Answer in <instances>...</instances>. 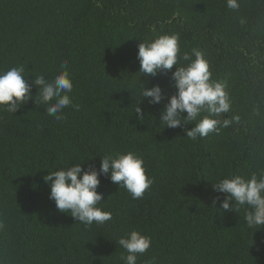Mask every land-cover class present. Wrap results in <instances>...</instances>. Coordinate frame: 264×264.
<instances>
[{"label": "trees", "instance_id": "1", "mask_svg": "<svg viewBox=\"0 0 264 264\" xmlns=\"http://www.w3.org/2000/svg\"><path fill=\"white\" fill-rule=\"evenodd\" d=\"M238 3L0 0V71L23 66L31 83L39 75L53 79L67 62L68 95L79 105L66 107L61 120L34 100L16 113L0 106V264H125L117 241L133 230L151 238L136 264H264V227H248L247 206L212 208L214 182L264 170V0ZM175 33L181 53L202 50L230 102L218 117L230 124L195 141L184 129L198 121L161 123L167 98L157 105L143 100V121L135 115L143 83L161 85L167 97L176 91L175 65L155 77L139 73L138 44ZM129 151L144 158L153 183L133 199L101 175L99 206L111 220L79 223L49 199V171L85 159V170L99 169L100 156Z\"/></svg>", "mask_w": 264, "mask_h": 264}, {"label": "clouds", "instance_id": "2", "mask_svg": "<svg viewBox=\"0 0 264 264\" xmlns=\"http://www.w3.org/2000/svg\"><path fill=\"white\" fill-rule=\"evenodd\" d=\"M227 7L238 9V0H227ZM241 23H244L243 18ZM137 59L142 76L167 74L174 65L177 66L170 77L176 91L170 97H167L161 85L148 88L142 82V99L135 108V115L141 121L145 114L139 105L143 100L147 99L149 104L157 105L167 98L168 102L160 116L161 123L166 128H176L198 121L191 129H184L186 137L194 141L198 137L208 136L209 133L219 132L220 126L227 127L230 124L228 119H218L230 109L226 85L211 79L210 64L201 49L196 47L190 52L181 53L179 33L161 34L153 40H143L138 44ZM181 60L187 63L181 65ZM62 67L65 70L53 79L48 80L44 75H39L31 83L27 80L23 66L0 71V106H6L8 112L16 113L23 104L34 100L36 105H48L47 114L54 116L56 120L63 119L62 112L70 105L79 110V105H73L68 95L73 90V82L67 71V62ZM33 85L38 88L35 96L32 93ZM202 113L207 115L200 118ZM100 157L99 169L90 164L85 170V159L71 167L68 165L49 171L44 177L45 183L50 184L49 199L55 202L56 208L60 212L70 213L79 223L88 226L93 223L102 225L112 219V213L99 206L104 198V194L98 191L101 175L108 176L119 188H125L133 199L142 198L153 183L152 178L146 174L144 158L134 151ZM212 187L218 193L213 199L212 208L222 212H239L241 207L247 206L245 220L248 227L257 230L264 227V170L259 175L253 173L250 178L230 175L214 182ZM217 204L219 208L216 207ZM2 227L3 224L0 223V228ZM117 243L127 253L121 257L125 264H136L138 254H143L150 248L151 238L133 230L121 237Z\"/></svg>", "mask_w": 264, "mask_h": 264}]
</instances>
